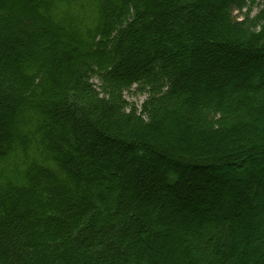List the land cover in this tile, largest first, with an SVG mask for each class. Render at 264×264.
<instances>
[{
	"label": "trees",
	"instance_id": "trees-1",
	"mask_svg": "<svg viewBox=\"0 0 264 264\" xmlns=\"http://www.w3.org/2000/svg\"><path fill=\"white\" fill-rule=\"evenodd\" d=\"M255 4L0 0V264H264Z\"/></svg>",
	"mask_w": 264,
	"mask_h": 264
},
{
	"label": "rangeland",
	"instance_id": "rangeland-1",
	"mask_svg": "<svg viewBox=\"0 0 264 264\" xmlns=\"http://www.w3.org/2000/svg\"><path fill=\"white\" fill-rule=\"evenodd\" d=\"M261 4H262V0H256V4L253 8V12H252L251 16H254L260 10ZM246 12H247V9H244L243 12H241V13L239 11L235 10L233 15L235 17H237L238 19H242V18H244L243 14ZM93 82L96 84L97 87H99V81L97 79L93 80ZM125 97L130 104L136 105L139 109L141 108V105L143 104V102L146 99V95H142L140 93L135 92V88L132 89L130 92H127L125 94ZM104 145L106 147H111L110 144L107 142H104ZM147 157H149V156H147ZM249 165L252 166L254 164H253V162L252 163L249 162ZM256 165L264 167V158H260ZM245 168H247V165H246V167H241V168H237V169H234V168L229 169L228 168L226 171H227L228 175H231L233 173L242 172V171H244ZM225 174H224V177H225ZM206 218H207V216H205V215L204 216H197V219H200V220H202V219L205 220Z\"/></svg>",
	"mask_w": 264,
	"mask_h": 264
}]
</instances>
